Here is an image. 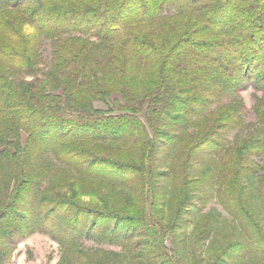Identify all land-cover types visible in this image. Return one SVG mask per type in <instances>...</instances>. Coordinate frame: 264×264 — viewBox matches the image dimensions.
<instances>
[{
    "label": "trees",
    "instance_id": "obj_1",
    "mask_svg": "<svg viewBox=\"0 0 264 264\" xmlns=\"http://www.w3.org/2000/svg\"><path fill=\"white\" fill-rule=\"evenodd\" d=\"M35 233L264 264V0H0V264Z\"/></svg>",
    "mask_w": 264,
    "mask_h": 264
},
{
    "label": "rangeland",
    "instance_id": "obj_2",
    "mask_svg": "<svg viewBox=\"0 0 264 264\" xmlns=\"http://www.w3.org/2000/svg\"><path fill=\"white\" fill-rule=\"evenodd\" d=\"M45 55L50 57L51 50L49 45L46 46ZM242 97L246 103V119L248 122L255 121V116L252 110V106L255 102L254 94L255 89L253 86H248L241 92ZM98 107H106L103 103H97ZM216 207L224 217H227L228 213L218 204L213 201L208 206ZM102 247L105 249H113L116 251L121 250L120 246L110 245V244H97L92 240H85V247ZM61 256V248L55 240L50 236L35 233L21 242L15 251L14 257L12 259V264H56Z\"/></svg>",
    "mask_w": 264,
    "mask_h": 264
}]
</instances>
